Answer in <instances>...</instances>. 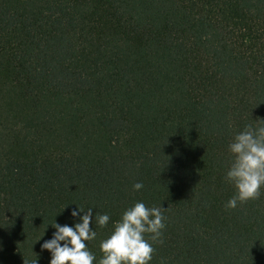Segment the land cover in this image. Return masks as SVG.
Listing matches in <instances>:
<instances>
[{"label":"trees","instance_id":"16d2710c","mask_svg":"<svg viewBox=\"0 0 264 264\" xmlns=\"http://www.w3.org/2000/svg\"><path fill=\"white\" fill-rule=\"evenodd\" d=\"M260 119L264 0H0V264H49L76 204L110 215L99 259L140 200L150 264H264V187L230 209L224 179Z\"/></svg>","mask_w":264,"mask_h":264},{"label":"clouds","instance_id":"9594fccd","mask_svg":"<svg viewBox=\"0 0 264 264\" xmlns=\"http://www.w3.org/2000/svg\"><path fill=\"white\" fill-rule=\"evenodd\" d=\"M228 151L231 160L224 179L234 186L235 193L225 207L231 209L238 203L258 198L264 187V119L246 123L233 135ZM143 187L139 181L132 185L137 191ZM94 208L76 204L70 210L71 225L56 220L51 223L54 231L40 245L42 250L50 253L49 264H150L155 251L153 245L162 243L166 219L164 207L147 206L143 200L126 207L119 219L112 221L106 238L100 240L102 255L99 259L86 242L96 239V228H105L110 215L107 212L94 213ZM24 264H38V260H24Z\"/></svg>","mask_w":264,"mask_h":264}]
</instances>
